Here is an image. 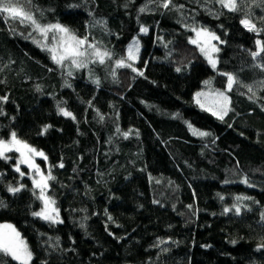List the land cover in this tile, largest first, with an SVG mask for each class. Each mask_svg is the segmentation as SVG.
<instances>
[{
	"label": "trees",
	"instance_id": "trees-1",
	"mask_svg": "<svg viewBox=\"0 0 264 264\" xmlns=\"http://www.w3.org/2000/svg\"><path fill=\"white\" fill-rule=\"evenodd\" d=\"M162 2L31 0L40 24L59 23L112 53L85 68L57 65L38 33L0 15V139L15 132L47 156L36 158L55 177L46 195L62 221L34 216L44 204L33 173L14 170L16 153L0 159V222L25 239L30 264H264V71L256 67L264 54L251 56L264 31L240 23L250 13L264 29V0H244L239 12L216 0ZM193 27L219 37L216 70L189 43ZM136 36L132 63L143 75L115 66ZM220 73L236 77L231 91ZM206 91L230 98L223 120L201 107L209 96L197 103ZM9 185L24 188L13 195ZM0 264L18 262L0 254Z\"/></svg>",
	"mask_w": 264,
	"mask_h": 264
},
{
	"label": "snow or ice",
	"instance_id": "snow-or-ice-1",
	"mask_svg": "<svg viewBox=\"0 0 264 264\" xmlns=\"http://www.w3.org/2000/svg\"><path fill=\"white\" fill-rule=\"evenodd\" d=\"M216 3L230 12H239L242 10L244 0H239V2L238 0H216ZM30 5L31 0H0V15H3L5 21H17L22 25L31 27L32 31L38 33L45 41L43 47L51 54V59L57 65L63 67L65 65V61H69L71 66L76 68H85L89 63L98 62L100 64H104L106 59H112V53L109 50H102L96 43H90L87 37L80 38L76 36L66 26H63L59 23L49 25L40 24L35 15L29 10ZM159 6L164 9H169L170 6L173 8L176 7L173 5V0H163ZM182 7L183 6H180V8ZM146 10V8L140 9L141 12ZM177 10H179V8H177ZM249 16L250 13H247L245 18L241 19L240 23L243 25V27L250 32H256L257 34H259L260 31H264V29L257 28V25L252 22ZM190 30L195 32L196 38L190 39L189 43L195 44L208 60V62L212 65L213 69H215L217 61L213 58L212 53L218 52L219 49L212 44V41L219 40V37H217L215 33L209 32L206 28L197 29L193 27ZM141 32L147 34L148 28L141 27ZM49 33L52 34V47H47L46 43ZM29 35H31V33H29ZM37 43L39 46V42ZM256 45L257 50L251 52V56L254 60L261 58L262 54H264V41L257 40ZM138 53L139 41L134 40L133 44L128 48L127 59L125 60L121 58L115 61L116 68H130L133 72H137L138 75H143L142 72H138V70L133 66V63H128V61L134 62L138 58ZM256 67H259L261 71H264V63H258ZM176 70L180 71L179 68ZM220 74L227 77V91H231L233 85L238 82L236 77L230 73ZM68 75H72L71 71H69ZM113 75H115V69H113ZM94 82L99 85V80H95ZM207 83L209 82H206V84ZM260 83L262 86H264V81H261ZM246 87L248 92L255 96L252 86ZM209 95H211V105L209 107H205L204 104H201L199 98L201 96ZM197 103L201 104V107L205 108V110L212 111V114L221 120H223L224 116L227 115L228 111L231 110L229 108L230 98L227 96L226 92L216 91L212 94L197 93ZM58 111L65 117H71L72 119H75L72 113L64 107L58 105ZM189 128L195 135H199L201 137L210 135L208 132L192 129L191 125H189ZM45 131H47V129H45ZM117 131H119V129H117ZM123 135L125 138H127L128 133H124ZM13 151L20 153V159L18 160L14 170L19 173L21 178H23L25 173L21 171L20 164H25L28 167L30 172L33 173V175L30 176L32 179L33 188L39 190L37 198L40 199L44 204L42 210L33 213V215L51 223L62 222L59 220L58 209L54 206L55 201L46 195V189L49 186L48 182L54 180L55 177L51 175V172H49L48 175H45L41 171L40 166L35 163L34 159L35 157H41L46 161L47 156L43 152L31 147L26 142L19 140L15 132L11 133V139L8 141L0 139V159H11L7 153ZM59 166L63 167V164H60ZM241 182L248 184L247 178L243 179ZM249 186L251 187V184H249ZM23 188L24 185H9L7 190L8 192L15 195ZM33 194L36 195V192L34 191ZM221 199H223V197H221ZM247 199L250 198L244 196L236 197L237 201ZM0 206H3V201H0ZM233 208L235 210V214L240 215L241 206L239 204H234ZM230 211H232L230 208L224 209L225 213ZM109 219H111V217H109ZM261 247H264V245H261ZM0 254L11 257V259L18 262V264H30L32 260V252L29 250L26 241L10 224L0 225Z\"/></svg>",
	"mask_w": 264,
	"mask_h": 264
},
{
	"label": "rangeland",
	"instance_id": "rangeland-1",
	"mask_svg": "<svg viewBox=\"0 0 264 264\" xmlns=\"http://www.w3.org/2000/svg\"><path fill=\"white\" fill-rule=\"evenodd\" d=\"M207 29V28H206ZM209 32H211L210 30H208ZM193 39H195L196 38V36H195V32H194V34H193V37H192ZM134 40H138L139 41V38L136 36V37H133L130 41V44L128 45V47H127V55H128V48H129V46L130 45H132L133 44V41ZM217 43H218V40H214V41H212V44L217 48ZM193 45H195V44H193ZM198 48V47H197ZM199 49V48H198ZM140 50H141V43H140V41H139V53H138V57H139V55H140ZM215 54H216V52H214V53H212V56H213V58L217 61V59H216V57H215ZM203 55V54H202ZM203 57L205 58V56L203 55ZM138 59V58H137ZM137 59L134 61V62H136L137 61ZM206 59V58H205ZM207 62H208V60H207ZM128 63H132V61H128ZM208 64H209V66L211 67V69L212 70H216V69H213V67H212V65L208 62ZM217 65V64H216ZM206 93L207 94H212V92H210V91H206ZM206 100L208 101V96L206 97ZM209 101L211 102V95H209ZM11 139V137L10 138H8L7 140H5V141H8V140H10ZM10 153H16L17 155V161L20 159V153H18V152H15V151H13V152H10ZM9 153H7V155H8ZM35 159V163L37 164V165H39V163H38V161H40V159H37L36 157L34 158ZM25 165V164H24ZM29 170V169H28ZM30 171V170H29ZM42 172H44V170L42 171ZM45 175H48V170H47V173H44ZM43 220V219H42ZM5 224H9V223H1L0 222V225H5ZM10 225H12L13 227H14V225L13 224H10ZM15 228V227H14ZM16 229V228H15ZM17 230V229H16ZM24 239V238H23ZM25 240V239H24ZM30 250V249H29ZM11 258V257H10ZM32 261V260H31ZM31 263V262H30Z\"/></svg>",
	"mask_w": 264,
	"mask_h": 264
}]
</instances>
